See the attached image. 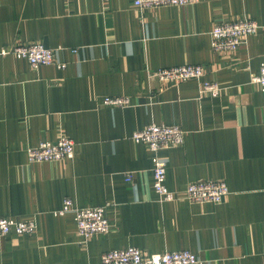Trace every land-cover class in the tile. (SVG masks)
<instances>
[{"label": "crops", "instance_id": "crops-1", "mask_svg": "<svg viewBox=\"0 0 264 264\" xmlns=\"http://www.w3.org/2000/svg\"><path fill=\"white\" fill-rule=\"evenodd\" d=\"M246 16L260 29L236 51L214 52L213 26ZM17 42L44 43L66 67L35 70L3 54ZM263 63L264 0L146 9L133 0H0V216L37 224L33 235L0 237V264H100L104 252L129 246L264 264V94L252 82ZM183 64H203L220 95H202L201 80L169 85L147 75ZM109 95L131 104L105 105ZM152 123L187 132L183 145L160 152L167 186L225 180L222 202L159 198L153 153L132 139ZM63 134L75 142L72 159L29 161L30 146ZM66 197L106 206L110 230L81 237L74 213H56Z\"/></svg>", "mask_w": 264, "mask_h": 264}, {"label": "built area", "instance_id": "built-area-1", "mask_svg": "<svg viewBox=\"0 0 264 264\" xmlns=\"http://www.w3.org/2000/svg\"><path fill=\"white\" fill-rule=\"evenodd\" d=\"M200 0H133L134 5L141 9L158 8L164 6H184L196 4ZM260 24L251 17L223 21L215 24L211 30V46L214 52H234L251 34L260 29ZM76 51V50H74ZM3 54L13 53L18 58L27 60L33 69L55 64L64 69L66 63L56 58L55 49L42 42H17L10 48H5ZM206 69L203 64H183L173 67L148 69L147 75L151 81L163 84L177 85L190 79L201 80V94L217 97L222 87L216 80L205 79ZM252 82L257 84L264 94V63L260 71L252 75ZM105 105L125 107L131 104L128 96H104ZM186 130L177 124L152 123L136 130L132 139L136 143L147 145L153 153V188L163 201L184 199L191 203L213 202L220 203L229 193L225 180L200 179L191 181L181 191L171 190L167 184V160L160 155L161 150L181 146L185 142ZM28 159L32 163L54 162L72 159L75 156V142L67 136L61 135L56 141L43 140L27 150ZM127 181L132 175L127 174ZM74 213L78 234L88 239L96 234L110 230L106 206L77 207L70 197L63 200L62 208L56 211L59 215ZM37 224L34 220L19 219L13 216H0V237L12 233L30 236L35 233ZM100 264H205L197 254L180 249L161 253H144L138 247L114 249L104 252Z\"/></svg>", "mask_w": 264, "mask_h": 264}]
</instances>
